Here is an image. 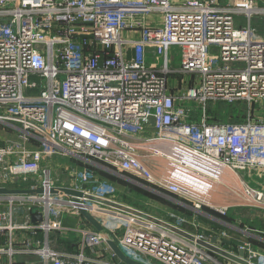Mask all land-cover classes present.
Instances as JSON below:
<instances>
[{
  "label": "built area",
  "instance_id": "built-area-1",
  "mask_svg": "<svg viewBox=\"0 0 264 264\" xmlns=\"http://www.w3.org/2000/svg\"><path fill=\"white\" fill-rule=\"evenodd\" d=\"M217 103L245 104L246 120L211 122ZM0 126L14 136L0 145V187L41 191L0 196V236L22 231L23 247L10 239L0 257L124 264L114 241L143 264H239L200 244L213 237L186 228L201 227L202 204L214 206L191 197L198 186L180 175L216 182L224 170L238 174L235 193L264 214V183L254 185L264 173V0H0ZM159 160L170 163L162 178L152 171ZM101 173L191 201L194 214L170 211L166 220L117 202ZM67 188L92 198L59 192ZM70 218L74 225L64 223ZM55 233L76 234L75 252L57 249ZM240 250L264 264L253 242L227 252Z\"/></svg>",
  "mask_w": 264,
  "mask_h": 264
},
{
  "label": "rangeland",
  "instance_id": "rangeland-1",
  "mask_svg": "<svg viewBox=\"0 0 264 264\" xmlns=\"http://www.w3.org/2000/svg\"><path fill=\"white\" fill-rule=\"evenodd\" d=\"M173 58L175 59L174 60L175 61V67H179L181 59H180V53H179L178 49H174V57ZM33 79H35L39 82V79H37V78H33ZM192 114H193V121H199V119L201 118V115H202V111L200 109L193 108ZM246 115H247V107L245 104H242V103H237V104H232V105L225 104V103H217L215 105L209 106V110H208L209 120L213 123L218 122V123H225V124H233V123L241 124V123H244V121L246 120ZM2 131H6V130H4L3 128L0 127V135L3 134V133L1 134ZM64 161L66 162V165H68V166H74L75 165V162H72L71 160L66 159ZM64 161H60V162L62 164H64L65 163ZM158 162L161 165V164L165 163L166 161L165 160H159ZM165 169H167V168H165ZM165 169H163V167L157 165L155 168L152 169V171L158 178H162V177H165L162 174L163 173L162 171ZM183 174H184V176H183ZM222 174H223V177H221L220 180H221L222 184L226 183L228 185V187L230 188V191H229L228 187L225 188L224 186L219 185V186L223 187L224 193H222V191L215 193L213 195V197H211L210 193H209V195H207L208 194L207 190L209 188V185H211L213 183L216 184L215 182L204 180V179H201V181L197 180V178H195L190 173H182V175H180V176L184 177V181L182 182V180H181L180 182L182 185H187L188 182L195 183L198 186L197 189H194V187L196 188V186L193 187L192 184H189L192 186V187L189 186V188H190L189 191L191 192V197L195 196L194 198L206 200L205 202H209V204L211 206H215L216 203L217 204L219 203L220 205L226 206L222 202L224 200V197H226L224 195H227V194L230 196L231 200H233V203H232L233 205L239 204L240 202L243 204V201L241 200V198L239 196H237V194L235 193V191H239L237 189L238 187L241 188L238 174H233L229 171H224ZM108 178H110V180L113 182V186L115 188V194L113 193V195L115 196L116 201L117 202L119 201V202L123 203L124 205H127L133 209L135 208L137 210H140V211H142V212H144L150 216L152 215V216L160 218V219L168 220V218H169L167 216L168 215V208L171 206L179 208V206H177L179 203L175 201L174 196H173L174 198L171 196V198H173V199H171L169 197L170 196L169 194L168 195H160L161 196L160 197L159 194L153 193L152 191L149 192L147 190H141V188H138V187H133L132 183L124 181L122 179H118V178L113 179L112 177H108ZM61 179L65 180L66 177L62 176ZM193 179H194V182H193ZM185 180L188 182H186ZM255 180H258V181H254V185L257 187L261 186L264 183V173L261 176V178H257ZM205 185H207L208 188ZM204 193H205V195H204ZM208 198H209V200H208ZM186 203H188L189 205H194V203L191 201L190 202L186 201ZM241 208L242 207L235 206V208L231 209L230 212L231 213L235 212L236 210H239ZM202 210L209 213L210 215H212L214 217L217 216V214H215L216 212L215 213L211 212L213 214L210 213V209L207 205L202 204L201 211ZM247 210H250V214H251L250 217H252V218H247L245 224H248L250 221L253 224H258V225L261 224L259 218L255 219L254 215L255 214H263L262 211L260 209H256V208H252V209L247 208ZM199 223H200V221H199ZM249 225L250 224H248V226ZM185 226L187 229H190V230L193 227L190 224H186ZM255 227L256 226H254L252 228H255ZM256 228H258V227H256ZM251 230L248 231V233L251 235L252 234H258L260 236H264V235L257 233L259 231H263L262 233H264V229L258 228L259 231H257V230L251 231ZM203 232H205V231H203ZM248 233L244 232V234H248ZM258 246H260V247H262V249H264V245L258 244Z\"/></svg>",
  "mask_w": 264,
  "mask_h": 264
},
{
  "label": "crops",
  "instance_id": "crops-1",
  "mask_svg": "<svg viewBox=\"0 0 264 264\" xmlns=\"http://www.w3.org/2000/svg\"><path fill=\"white\" fill-rule=\"evenodd\" d=\"M135 35V34H134ZM1 128H3L6 131H2L0 135V145L3 144L5 141L8 140H12L14 139V136L12 134V132H10L9 130L5 129L3 126H0ZM103 176L109 177L107 176V174H103L101 173ZM112 177V176H110ZM113 179H115L116 177H112ZM118 179H120L119 177H117ZM116 178V179H117ZM123 180V179H122ZM141 190H144L141 188ZM169 193H164V195H168ZM170 198L171 196L173 197L174 195L169 194ZM228 195V194H227ZM227 195H224L226 197H224V200L222 203H224L226 206L220 205L219 203L215 204L214 208H209L210 209V213L211 212H216L217 216H212L209 213L205 212V211H201L200 213V228H195L192 227V229H188L190 232L195 233V234H202V233H206L207 235H210L213 238H219L223 241H229L230 242V247L232 249H234V251L236 249H238V246L240 244H242L245 241H249V242H253V244L256 245V247H258L261 251L264 252V249H262V247L258 246V244H262L264 245V236H260L258 234H249L248 231H250L251 229L254 231H259V229H264V214H255L254 217L259 218L261 224H253L251 221L248 223L250 224L248 226V224H245L246 219L247 218H252L250 217V210H247L248 207H245L241 202L239 204H235L233 205V200H231L230 196L228 197ZM160 196V195H159ZM161 197V196H160ZM175 197V198H174ZM173 198L175 199L176 202H178L179 204L177 206L178 207H169L168 208V212H174L177 213L183 217H191L194 212L192 209V205H189L186 202H182V204H180V200L177 196H174ZM171 198V199H173ZM163 199V198H162ZM221 203V204H222ZM235 206H239L242 207L239 210H236L235 212H230L231 209L235 208ZM228 209L226 214L221 213L220 210L222 209ZM246 208V209H245ZM250 209V208H248ZM193 213V214H192ZM213 214V213H211ZM21 221V219H19ZM254 220V219H253ZM66 225H74L75 224V220L73 219H68L64 222ZM252 223V224H251ZM258 227V228H252V227ZM251 230V231H252ZM205 231V232H203ZM248 233V234H244ZM263 231H259L257 233L264 235V233H262ZM223 234L225 236H223ZM39 238L42 239L43 236L39 235ZM52 242L54 244V246H56L57 249H59L60 251L66 252V253H74L76 250V245L75 242L77 240V236L74 233L69 234L68 236L66 235H61V234H54L52 236ZM212 238V239H213ZM10 239L15 240L16 244L18 245L17 247L19 248H23L22 247V231H18L15 232L12 236H10L8 233H3L0 236V244H6L10 241ZM224 244V242H223ZM212 253V252H211ZM215 257H221L223 258L221 255H217L215 253H212ZM14 260L11 261L10 257L8 256H2L0 257V263L1 264H42L39 262L38 258H34V257H27V256H23V255H17L16 257L13 258Z\"/></svg>",
  "mask_w": 264,
  "mask_h": 264
},
{
  "label": "water",
  "instance_id": "water-1",
  "mask_svg": "<svg viewBox=\"0 0 264 264\" xmlns=\"http://www.w3.org/2000/svg\"><path fill=\"white\" fill-rule=\"evenodd\" d=\"M143 188L144 190H147L149 191L148 188H144V187H141ZM59 192L61 193H64V194H68V195H72V196H76V197H88V198H92L91 196L89 195H83L79 192H76V191H73V190H70V189H60ZM34 193H41L40 190H34V191H23V190H16V189H8V188H5V187H0V196H8V195H19V194H34ZM116 208H120L121 210H124V211H127V212H130L132 214H138V215H141V213H138L136 210H129L127 209L126 207L124 206H121V205H114ZM82 216L92 225L93 228H95L98 232H102L103 231V228L100 226V224L98 223V221L89 213L87 212L86 210H81L80 211ZM143 216V215H142ZM149 220H153L154 222L158 223L159 225H163L162 223H160L159 221H157L156 219L154 218H149ZM37 220H40V216L39 217H35L34 218V221H37ZM174 230L175 232L179 233L180 235L182 236H186L188 237L189 239H192L193 240V237L187 235L186 233H183L179 230H176V229H172ZM213 243L212 244H209V243H206V242H200L201 245L205 246L207 249H209L212 253H215L217 254L218 256L221 255L222 257L224 258H227L233 262H237L239 264H249L248 262H246L242 257H243V254L244 252L242 250H240L238 252V256H234L230 253L227 252V249L229 248V244L230 242L229 241H223L224 242V249H221V248H216L215 247V244L217 243L216 242V238H213L211 240ZM108 244L110 246V248L112 249L113 253L115 254V258L117 260H120L122 261L124 264H143L141 262H138V261H132L131 259H129L122 251L121 249L118 247V245L114 242V241H108Z\"/></svg>",
  "mask_w": 264,
  "mask_h": 264
},
{
  "label": "bare ground",
  "instance_id": "bare-ground-1",
  "mask_svg": "<svg viewBox=\"0 0 264 264\" xmlns=\"http://www.w3.org/2000/svg\"><path fill=\"white\" fill-rule=\"evenodd\" d=\"M169 165H170V163H169ZM168 165V162H165V163H163V164H161V166L163 167V169H165V168H167V166H169ZM165 167V168H164ZM164 171V170H163ZM162 171V172H163ZM224 171H226V170H224ZM224 171H222V173L224 172ZM164 176V175H163ZM193 176L194 177H196L197 178V180H200L199 179V177L197 176V175H194L193 174ZM221 177H223V174H221ZM221 177H219V180H216V184H211V185H209V188H208V186L207 185H205L207 188H208V190H207V192H208V194L207 195H209V193H210V195H211V197H213V195L215 194V193H218V192H221L222 191V193H224V191H223V187H221V186H219V185H223L222 184V182H221V180H220V178ZM184 178V177H183ZM201 181V180H200ZM239 182H240V187H241V179L239 178ZM237 189H240L239 187L237 188ZM227 192V191H226ZM204 195H205V193H204ZM212 199V198H211ZM208 200H209V198H208Z\"/></svg>",
  "mask_w": 264,
  "mask_h": 264
},
{
  "label": "trees",
  "instance_id": "trees-1",
  "mask_svg": "<svg viewBox=\"0 0 264 264\" xmlns=\"http://www.w3.org/2000/svg\"><path fill=\"white\" fill-rule=\"evenodd\" d=\"M216 214V213H215Z\"/></svg>",
  "mask_w": 264,
  "mask_h": 264
}]
</instances>
